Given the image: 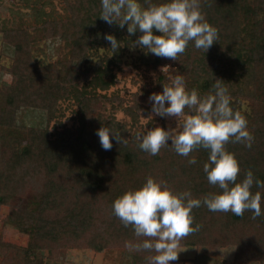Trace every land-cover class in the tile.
I'll return each instance as SVG.
<instances>
[{"label":"trees","instance_id":"16d2710c","mask_svg":"<svg viewBox=\"0 0 264 264\" xmlns=\"http://www.w3.org/2000/svg\"><path fill=\"white\" fill-rule=\"evenodd\" d=\"M62 2L63 13L43 19L42 27L46 37L61 39L64 51L70 55L69 62L34 66L27 30H8L4 34L14 47L15 58L10 69L7 68L13 75L12 84L0 89V126L15 125V112L21 106L43 109L49 121L53 117L51 105L31 100L39 88H54L57 94L73 95L81 108L90 112L88 118L86 114L81 115L75 131L65 129L52 134L47 122L44 126H30L28 149L13 154L11 159L0 160L1 203L6 202L4 187L10 188L18 178L21 181L31 179L38 172L42 186L26 204L30 212L20 211L16 215L13 211L15 219L30 226L31 242L25 252L28 261L33 259L35 264H39L35 259L39 247L37 240L47 241L48 245L41 247L50 250L58 246L84 245L102 251L125 247L126 241L144 239L134 235L131 225L125 227L121 223L113 214L112 204L124 192L141 187L148 176L166 182L177 193L189 190L193 198L202 199L208 193L221 191L209 184L203 171L208 159L207 149L197 147L189 154L196 157L195 164H188L189 157L178 155L168 145L158 154L150 155L138 147L136 138H130L126 127L112 114L98 112L97 117L90 111L93 105L101 106V98H107L98 94V89L107 90L114 84V67L119 66L124 49L134 44L141 33L129 34L127 24L120 28L118 22L106 23L99 17L100 0ZM140 2L147 7L144 0ZM200 8L205 19L217 28V42L205 52L196 49L190 41L184 53L174 60L175 70L171 75L159 72L156 90L162 92L163 83H168L172 75L182 74L187 89L196 88L204 95L212 90L216 78L223 79L231 106L247 119L253 136L251 147L231 140L225 145L239 162L237 180H242L251 169L255 178L264 181V0H200ZM107 33L115 35L121 47L111 49V56H104L87 67L86 57L92 48L110 45L104 39ZM168 60L172 59L156 55L144 59L147 67L153 69ZM144 91L150 94L152 89L147 87ZM55 96L54 100L58 95ZM244 103H247L246 109ZM119 106L133 122L139 120L137 99L129 105H124L120 99L112 105V110ZM185 112L189 110L185 108ZM102 126L119 132L128 143L120 144L112 139V148L104 150L96 135ZM0 139H3L1 133ZM251 191L264 194V188H257L255 184ZM191 215L193 224L200 228L181 239L179 244L231 241L240 251L248 249L251 259L264 260V215L253 218L248 210L242 216L212 212L203 204L194 207ZM252 223L255 230L250 231L248 227ZM239 225L240 231L235 229ZM214 230L217 235L209 237ZM223 230L229 232L224 234ZM245 235L248 238H244ZM153 254L149 250H133L132 264H148L147 258ZM3 258L1 254L0 264H5L1 261Z\"/></svg>","mask_w":264,"mask_h":264},{"label":"clouds","instance_id":"9594fccd","mask_svg":"<svg viewBox=\"0 0 264 264\" xmlns=\"http://www.w3.org/2000/svg\"><path fill=\"white\" fill-rule=\"evenodd\" d=\"M101 17L109 25L118 22L120 28L127 24L129 34L141 33L134 47L145 54L177 60L188 43L205 52L218 40V30L203 15L200 0H163L153 3L144 0H100ZM159 32L160 34H156ZM104 39L115 50L121 47L115 35L107 33ZM223 79L216 78L212 90L201 95L196 88L187 89L185 77L175 75L169 83H163V91L148 97L152 112L161 117H175V128L156 126L135 135L138 147L150 155H156L166 145L181 156L189 157L188 164H195L196 157L189 154L197 147L208 150L203 164L209 184L221 191L208 193L203 198H193L191 191L175 192L164 181L152 176L137 189H130L112 204L113 214L121 223L131 225L136 242L126 241L129 250H149L154 254L148 264H170L178 259L179 241L200 225L193 224L191 210L201 204L212 212H231L242 216L246 210L252 217L264 215V194L251 191L253 184L264 188V181L254 177L248 169L244 178L237 180L240 165L235 154L225 145L243 143L252 146L253 136L247 127V119L231 106V97ZM185 108L189 112H185ZM104 150L112 148V139L127 144V138L119 132L102 126L96 131ZM111 137V139H110ZM169 140L171 143L169 144Z\"/></svg>","mask_w":264,"mask_h":264},{"label":"rangeland","instance_id":"374dc122","mask_svg":"<svg viewBox=\"0 0 264 264\" xmlns=\"http://www.w3.org/2000/svg\"><path fill=\"white\" fill-rule=\"evenodd\" d=\"M62 13V0H0V89H5L12 84L13 75L7 68L10 69L15 58L14 47L6 41L5 31L27 30L32 43L34 66L41 67L49 63L63 65L62 63L69 62L70 55L64 51L61 39L54 36L46 37L42 27L43 19L51 15L59 16ZM111 55L110 45L97 46L89 51L85 65L91 67L102 57ZM148 56L153 54H145L139 46L134 47V44L127 46L122 52L119 66L114 67L116 73L114 84L107 90L98 89V94L106 95L107 98H101V106L93 105L90 109L97 117L99 113L112 114L126 127L130 138H135L137 132H143L148 128L156 126L175 128L178 123L175 117H161L153 113L152 104L148 99L151 93H159V90H156L159 87H157L159 72L171 75L175 70L176 61L168 60L166 64H160L153 69L148 68L144 61ZM174 76L169 78L168 83ZM147 87L152 89L150 94H144V89ZM55 95H58L56 100H54ZM115 99L117 101L122 99L124 105L132 104L137 99L139 120L136 123L133 122L120 106L113 111L112 105L117 103ZM31 100L38 104L51 105L53 117L47 121L45 111L40 108L23 106L18 108L14 116L15 125L0 126V133L3 136V139H0V160L11 159L13 154L28 149L30 126H44L47 122L52 134L65 129L75 131L80 124L81 115L86 114L88 118L90 113L81 108L73 95L57 94L54 88H39ZM243 108H247V103L243 104ZM14 183V186L11 184L10 188L4 187L6 202H0V242L3 243L0 244V255L4 254L1 261H5V264H35L33 259L28 261L25 252L31 242L30 226L22 220L15 219L13 211L17 212L16 215L20 211L29 213L30 210L26 204L38 193L42 185L38 172L31 179L21 181L18 178ZM0 197H2L1 194ZM240 225L235 226V229L240 231ZM248 228L250 231L255 230L254 223ZM227 232L229 230L224 234ZM216 235L217 230H214L209 237L214 238ZM244 238L248 236L245 235ZM37 243L39 247L36 248L35 259L39 264H132L133 250L127 247H112L96 251L84 245H73L58 246L50 250L41 247V245H48L47 241L37 240ZM177 251H180L178 259L171 261L170 264H264V260L251 259L253 257L248 249L238 250L237 245L231 241L225 243L205 241L190 246L179 244Z\"/></svg>","mask_w":264,"mask_h":264}]
</instances>
